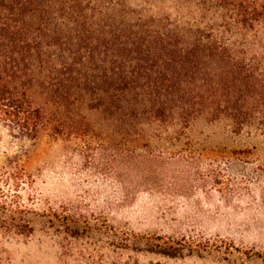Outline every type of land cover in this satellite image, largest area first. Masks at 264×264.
Here are the masks:
<instances>
[{"label": "trees", "instance_id": "1", "mask_svg": "<svg viewBox=\"0 0 264 264\" xmlns=\"http://www.w3.org/2000/svg\"><path fill=\"white\" fill-rule=\"evenodd\" d=\"M185 1L195 9L190 21L129 0H0V116L33 141L84 136L101 115L133 164L188 153L199 122L264 138V53L236 54L204 14L230 6L242 30L264 43V5ZM0 182L13 188L0 197V229L32 233L30 195L20 194L32 178L15 167ZM147 245V253L178 257L167 242Z\"/></svg>", "mask_w": 264, "mask_h": 264}, {"label": "rangeland", "instance_id": "2", "mask_svg": "<svg viewBox=\"0 0 264 264\" xmlns=\"http://www.w3.org/2000/svg\"><path fill=\"white\" fill-rule=\"evenodd\" d=\"M129 5L184 21L195 12L185 0ZM221 8L205 7V18L235 53H264L232 8ZM89 120L84 136L28 141L0 116V177L15 167L30 175L20 194L35 212L28 235L0 229V264H264V138L254 128L232 134L199 122L188 153L133 164L109 122ZM7 193L13 188L0 182V197ZM157 241L178 257L147 253Z\"/></svg>", "mask_w": 264, "mask_h": 264}]
</instances>
